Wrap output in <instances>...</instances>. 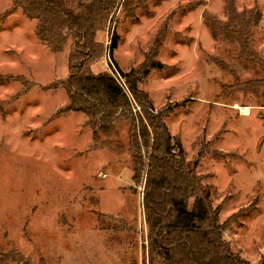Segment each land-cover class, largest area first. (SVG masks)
Segmentation results:
<instances>
[{"label": "rangeland", "instance_id": "obj_1", "mask_svg": "<svg viewBox=\"0 0 264 264\" xmlns=\"http://www.w3.org/2000/svg\"><path fill=\"white\" fill-rule=\"evenodd\" d=\"M52 1L75 12L94 0ZM12 3L0 0V264H160L150 261L129 123L116 124L117 153L91 150L84 114H57L67 92L47 89L69 78L73 38L52 52L36 21L7 14ZM236 9L260 14L250 46L264 59V0H236ZM203 11L227 21L224 0H116L88 69L119 78L118 70L163 64L139 88L163 114L174 152L180 144L198 163L223 240L249 264H264V87H242L263 76L236 41L212 36Z\"/></svg>", "mask_w": 264, "mask_h": 264}, {"label": "trees", "instance_id": "obj_2", "mask_svg": "<svg viewBox=\"0 0 264 264\" xmlns=\"http://www.w3.org/2000/svg\"><path fill=\"white\" fill-rule=\"evenodd\" d=\"M115 8L116 0H94L89 6L79 5L75 12L62 9L52 0H13L7 14L21 10L26 18L36 21L37 38L52 52L62 51L69 37L73 38L69 78L47 89L62 88L67 92L68 102L57 114H84L85 123L93 132L91 150L107 148L117 153L120 145L116 144L115 149L110 143L116 124L129 123L133 181L139 185L144 178L150 261L249 264L223 240V226L212 207V189L197 173L198 163L187 160L180 144L174 152L173 136L163 114L154 110L148 94L139 88V82L151 70L163 69V64L151 62L128 73L118 70L119 78L108 72L93 74L88 69L98 47L96 32L108 22ZM224 13L226 22L205 11L204 25L214 38L221 35L236 41L245 63L262 73L263 79L257 84V80L248 81L242 87H264V59L250 46L251 30L260 14L253 9L238 11L236 0H224ZM117 44L118 36L114 34L111 51ZM134 103L142 108V115H134Z\"/></svg>", "mask_w": 264, "mask_h": 264}, {"label": "bare ground", "instance_id": "obj_3", "mask_svg": "<svg viewBox=\"0 0 264 264\" xmlns=\"http://www.w3.org/2000/svg\"><path fill=\"white\" fill-rule=\"evenodd\" d=\"M242 112L247 113L248 112V109H243Z\"/></svg>", "mask_w": 264, "mask_h": 264}, {"label": "built area", "instance_id": "obj_4", "mask_svg": "<svg viewBox=\"0 0 264 264\" xmlns=\"http://www.w3.org/2000/svg\"><path fill=\"white\" fill-rule=\"evenodd\" d=\"M242 114L247 116L250 114V111H248V114H245V112H242Z\"/></svg>", "mask_w": 264, "mask_h": 264}, {"label": "crops", "instance_id": "obj_5", "mask_svg": "<svg viewBox=\"0 0 264 264\" xmlns=\"http://www.w3.org/2000/svg\"><path fill=\"white\" fill-rule=\"evenodd\" d=\"M203 14H204V11H203V13H202V19H203Z\"/></svg>", "mask_w": 264, "mask_h": 264}]
</instances>
